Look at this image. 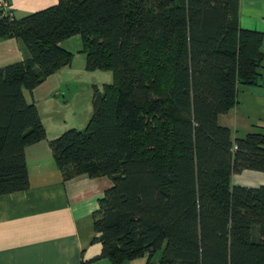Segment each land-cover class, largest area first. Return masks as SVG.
<instances>
[{"label": "trees", "instance_id": "16d2710c", "mask_svg": "<svg viewBox=\"0 0 264 264\" xmlns=\"http://www.w3.org/2000/svg\"><path fill=\"white\" fill-rule=\"evenodd\" d=\"M238 13L239 0H57L1 15L0 38L26 55L0 67V195L28 187L25 147L46 137L23 89L69 64L60 43L78 34L85 67L113 79L93 91L85 127L49 145L64 178L112 182L92 213L95 259L264 264V184L232 183L264 172V127L232 137L218 122L264 69L263 33L241 28Z\"/></svg>", "mask_w": 264, "mask_h": 264}, {"label": "crops", "instance_id": "0c3cea01", "mask_svg": "<svg viewBox=\"0 0 264 264\" xmlns=\"http://www.w3.org/2000/svg\"><path fill=\"white\" fill-rule=\"evenodd\" d=\"M8 2L14 16L21 17L55 4L57 0ZM238 21L241 28L263 33L261 50L264 52V0H239ZM25 55L20 40L0 38V67L22 61ZM53 74L28 93L29 99L23 90L26 100L37 107L46 137L25 147L28 187L0 195V264H81L89 260L90 264H112L106 257L95 259L102 246L96 240L99 233L94 230L92 220L99 199L112 185L110 178L85 174L64 178L53 160L49 142L69 128L81 130L82 123L85 127L91 115L88 110L77 123L74 118L77 110L71 118L67 117V112L53 109L59 100ZM49 89L50 92L45 93ZM65 97L62 94V98ZM232 109L218 118L226 116ZM242 113L248 118L246 112ZM235 117H238L237 110L233 119ZM240 119L244 118L241 116ZM232 183L249 187L262 185L264 172L244 169L232 175ZM157 257L158 254L154 255L152 260ZM145 263L146 256H143L124 260L121 264Z\"/></svg>", "mask_w": 264, "mask_h": 264}, {"label": "rangeland", "instance_id": "374dc122", "mask_svg": "<svg viewBox=\"0 0 264 264\" xmlns=\"http://www.w3.org/2000/svg\"><path fill=\"white\" fill-rule=\"evenodd\" d=\"M61 46L71 51L73 57L69 64L62 66L53 74V80L55 81L54 85L59 89V94H57V98L59 99L58 105L53 109L61 113L67 112V117H71L74 113L73 111L77 110V114L74 118L75 121L79 123L83 120L84 113L88 110H90V113L92 112L93 91L96 88L98 90H103L105 84L111 83L113 79L112 72L104 69L88 70L85 67V54L79 51L81 48V40L78 34L67 38ZM259 83L260 85L239 84L237 106L233 107L226 116L218 118V122L221 125L231 128L232 137H241L247 132H258L263 129L264 69H262ZM23 90L26 93V98L29 99V91L26 89ZM50 90L51 89L45 93H49ZM62 94H65L66 97L62 98ZM236 110L238 117L233 119ZM242 112H246L248 118L245 117ZM240 115L242 119L244 118L242 121ZM246 120L256 126L251 127ZM83 126L82 123L81 130L84 128Z\"/></svg>", "mask_w": 264, "mask_h": 264}, {"label": "built area", "instance_id": "2783aa9c", "mask_svg": "<svg viewBox=\"0 0 264 264\" xmlns=\"http://www.w3.org/2000/svg\"><path fill=\"white\" fill-rule=\"evenodd\" d=\"M1 15H8L10 17L13 15L8 0H0V16Z\"/></svg>", "mask_w": 264, "mask_h": 264}]
</instances>
